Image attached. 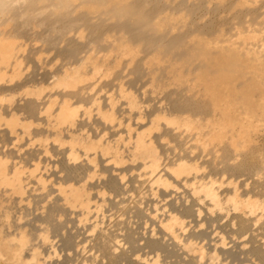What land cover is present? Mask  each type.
<instances>
[{
	"label": "bare ground",
	"instance_id": "obj_1",
	"mask_svg": "<svg viewBox=\"0 0 264 264\" xmlns=\"http://www.w3.org/2000/svg\"><path fill=\"white\" fill-rule=\"evenodd\" d=\"M262 168L264 0H0V264H262Z\"/></svg>",
	"mask_w": 264,
	"mask_h": 264
},
{
	"label": "snow or ice",
	"instance_id": "obj_2",
	"mask_svg": "<svg viewBox=\"0 0 264 264\" xmlns=\"http://www.w3.org/2000/svg\"><path fill=\"white\" fill-rule=\"evenodd\" d=\"M93 91H96V89H94ZM86 103H89V104H90V102H86ZM94 107H95V106L92 105L90 108H87V109H85V110H86V111H91L92 108H94ZM161 108H163V104H161ZM82 114H83V113H82ZM104 119H105V122H109V120L111 119V112H109L108 114H106V115L104 116ZM101 139H102V138H101ZM89 155H91L90 152H89ZM82 160H83L84 162H86L87 164L92 165V167L89 168V172L91 173V175L89 176V180L94 179V178H95V165L92 164V161L89 160L88 157L85 156L83 152L80 154V156H79L78 158L69 157V163H75V164H77V165H78ZM233 163H235V161H233ZM105 179H106V178H105ZM118 179H119V178H118ZM254 179H255L256 181H259V182H261L262 184H264V168H262V169L260 170V174L257 175V176H255ZM225 180H227V177H225ZM200 203L203 204V200H201ZM209 211H213V212H214L215 209H209ZM203 214H204L203 212H200V213H199V215H201V216H203ZM61 219H62V218H61ZM172 223H173V224H179V227H180L181 229L184 228V222L180 221L179 217H173V219H172ZM257 224H258L259 226H261V227H264V216H261V217H260V220L257 221ZM231 226H232L233 228H237L239 225L236 224V223H233ZM200 227L203 228L204 225L201 224ZM168 231H169V232H172V228L169 227V228H168ZM153 235H155V233H153ZM244 239L247 240V237L245 236ZM123 247H124V245L121 244V242H120L119 240H116V241L114 242V244H113V250H114L115 252H117V253L120 252V250H121ZM139 259H140L139 257H136V260H137V261H139ZM91 264H97V261H92ZM155 264H161V262H160L159 260H157V261L155 262ZM262 264H264V262H262Z\"/></svg>",
	"mask_w": 264,
	"mask_h": 264
},
{
	"label": "rangeland",
	"instance_id": "obj_3",
	"mask_svg": "<svg viewBox=\"0 0 264 264\" xmlns=\"http://www.w3.org/2000/svg\"><path fill=\"white\" fill-rule=\"evenodd\" d=\"M147 80H148V81H147ZM146 81H147V82H146ZM143 82H144V84H146V87L144 86L145 88L143 87L142 90H143V91H146L145 89H147V90L149 91V89L152 88V86H151L150 83H149V79H148V78H145V81L143 80ZM168 82H169V81H168ZM147 83H148V84H147ZM148 85H150V88H149ZM152 89H153V88H152ZM22 143H23L22 145H24L26 142H25V143L22 142ZM28 144H29V143L26 144L27 147H28L30 144H33V143H30L29 145H28ZM32 146H33V145H32ZM30 147H31V145H30Z\"/></svg>",
	"mask_w": 264,
	"mask_h": 264
}]
</instances>
